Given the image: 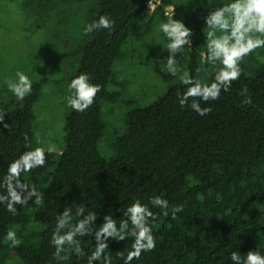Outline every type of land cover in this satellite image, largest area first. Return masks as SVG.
<instances>
[{
	"label": "trees",
	"instance_id": "obj_1",
	"mask_svg": "<svg viewBox=\"0 0 264 264\" xmlns=\"http://www.w3.org/2000/svg\"><path fill=\"white\" fill-rule=\"evenodd\" d=\"M147 1L21 0L22 18L36 28L52 29L47 36L62 48L59 74L66 73L70 82L87 72L102 91L85 112L70 110L63 144L47 157L46 167L22 177H31L41 189L42 203L17 205L20 212L15 217L0 208V264H50V225L70 204L85 203L86 210L97 211V223L107 214L119 223L134 200L147 203L156 195L167 198L170 205L183 204L184 210L175 220L157 215L151 222L158 237L156 248L132 264H233V250L242 255L256 247L264 250V49L245 57L241 77L218 100L209 102L212 111L205 116L179 106L180 77L167 74V91L150 105L131 110L127 129L114 130L111 141L105 142L108 152L113 149L111 156L98 150L105 131L103 103L117 93L108 90L113 65L135 52L138 40L145 44L150 27L167 21L165 6L174 4L175 18L192 29V48L183 57L182 71L206 82L210 75L200 70L205 63L206 0H162L154 12ZM105 13L115 20L113 31L84 35V25ZM67 17L75 22L66 21ZM75 27L78 36L69 32ZM47 81L50 78L34 81L32 94L24 101H17L7 87V97L0 96V110L10 125L0 124V177L7 162L27 150L25 134L32 148L43 146L36 134L35 106ZM8 227L17 230L19 247L3 242ZM90 239L82 242L89 252L94 248ZM132 242V237L110 238L111 264H122L121 254L131 249ZM74 264L84 261L74 258Z\"/></svg>",
	"mask_w": 264,
	"mask_h": 264
},
{
	"label": "clouds",
	"instance_id": "obj_2",
	"mask_svg": "<svg viewBox=\"0 0 264 264\" xmlns=\"http://www.w3.org/2000/svg\"><path fill=\"white\" fill-rule=\"evenodd\" d=\"M205 6L209 8L203 17L202 28L205 63L200 70L210 75L206 82L184 73L180 76L183 91L176 93L179 106L188 107L199 116L210 113L212 107L209 102L218 100L221 93L228 92L233 82L241 77L245 57L257 49H264V0H206ZM114 26L115 20L105 13L86 23L82 31L84 35L104 29L111 33ZM158 32L166 39L165 43L159 44L160 51L167 50L168 53L161 71L176 76L183 57L192 48V29L182 19L174 18L173 14L167 21L158 24ZM5 84L17 101H24L32 94L34 81L26 72L17 70L14 78L7 79ZM67 89L72 93L66 99L68 106L83 113L94 104L102 85L93 83L89 73L80 72L71 78ZM4 115L5 112L0 110V124L9 128ZM23 139L27 150L8 161L7 169L0 177V208L13 217L20 212L17 205L22 208L30 201L34 205L42 203L41 189L36 188L31 177H22L34 169L46 167L47 157L56 151L55 144L32 148L27 134ZM154 208L159 212H154ZM86 209L85 203H76L74 207L70 204L55 216L50 225L49 245L53 249L50 264H74V258L82 259L84 264H111L108 252L110 238L121 241L129 237L133 238V242L131 249L121 254L122 264H132L142 253L156 248L158 237L151 222L157 215H171L175 220L177 214L184 210V205H170L169 200L161 195L151 197L147 203L136 199L126 207L123 212L126 218L119 223L112 214L104 215L102 222L97 223V211ZM89 237L94 245L90 252L82 246L83 240ZM2 240L11 248L20 246L17 230L12 227L7 228ZM246 253L242 255L238 249L233 250L230 260L233 264H264V250L256 247Z\"/></svg>",
	"mask_w": 264,
	"mask_h": 264
},
{
	"label": "rangeland",
	"instance_id": "obj_3",
	"mask_svg": "<svg viewBox=\"0 0 264 264\" xmlns=\"http://www.w3.org/2000/svg\"><path fill=\"white\" fill-rule=\"evenodd\" d=\"M23 8L21 0H0V96L7 97L5 81L14 78L17 70L26 72L33 81L42 77L50 78L35 106V125L37 122L36 134L40 135L38 139L41 144H55L58 151L63 144L66 117L71 110L66 99L72 94L67 89V74H59L58 55L62 48L58 49L56 43L47 36L52 29L36 28L22 18ZM65 19L75 22L74 17ZM78 28H70L69 32L76 33ZM73 35L78 36L77 33ZM140 41L134 45L135 52L130 51L127 58L117 60L113 65L114 74L108 90L117 93L115 99L104 102L102 107L105 131L98 150L103 156H111L113 153V149L108 152L110 150L105 142L111 141L114 130L119 129L117 132L123 133L125 127L127 129V114L131 110L150 105L169 88L167 74L161 71L165 64L164 57L168 53L167 50L161 52L159 45L165 43L166 39L158 32V25L150 27L143 46ZM183 68L182 62L178 66L179 77L185 73Z\"/></svg>",
	"mask_w": 264,
	"mask_h": 264
},
{
	"label": "built area",
	"instance_id": "obj_4",
	"mask_svg": "<svg viewBox=\"0 0 264 264\" xmlns=\"http://www.w3.org/2000/svg\"><path fill=\"white\" fill-rule=\"evenodd\" d=\"M162 4V0H148L147 1V7L150 12H154L158 6ZM164 13L169 18L170 16H173L174 18L177 13L176 6L174 4H169L164 7Z\"/></svg>",
	"mask_w": 264,
	"mask_h": 264
}]
</instances>
